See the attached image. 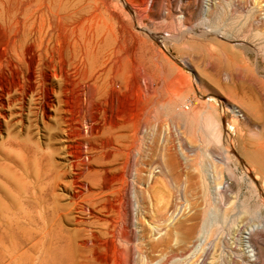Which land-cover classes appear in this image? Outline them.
<instances>
[{
    "label": "rangeland",
    "instance_id": "rangeland-1",
    "mask_svg": "<svg viewBox=\"0 0 264 264\" xmlns=\"http://www.w3.org/2000/svg\"><path fill=\"white\" fill-rule=\"evenodd\" d=\"M50 1L90 20L0 161V264H264V0Z\"/></svg>",
    "mask_w": 264,
    "mask_h": 264
},
{
    "label": "bare ground",
    "instance_id": "bare-ground-1",
    "mask_svg": "<svg viewBox=\"0 0 264 264\" xmlns=\"http://www.w3.org/2000/svg\"><path fill=\"white\" fill-rule=\"evenodd\" d=\"M37 2L39 0H0V137L4 127L9 130L12 124L19 125L18 133L13 136L12 141H0V151L4 155L2 157L0 154V158L3 159L0 161L11 160L16 172H27L30 168L26 147L29 137L21 135L26 126L24 117L28 113L27 107L31 108L35 100L34 94L37 91L41 93L43 88L41 89L40 85H46L48 81L59 77L55 70L54 54L51 57L53 59H47L48 49H53L56 33L61 32L58 31L57 23L60 22L62 30L69 34L72 41V31L76 27V22L80 19L82 22L90 20L81 13V18H75L77 16L75 12H78L75 9H73L74 13L72 10L68 13L66 10L64 12L59 9L53 10L46 7L45 9L42 3H39L36 8ZM49 2L51 3L50 0ZM61 33L58 35L60 36ZM51 90L48 91L53 93L55 88L52 87ZM46 95L49 96V93ZM6 166L4 165L5 171L9 167ZM21 181L23 183L22 179ZM23 184L20 185L23 186Z\"/></svg>",
    "mask_w": 264,
    "mask_h": 264
}]
</instances>
